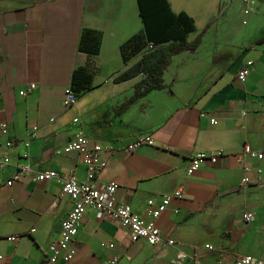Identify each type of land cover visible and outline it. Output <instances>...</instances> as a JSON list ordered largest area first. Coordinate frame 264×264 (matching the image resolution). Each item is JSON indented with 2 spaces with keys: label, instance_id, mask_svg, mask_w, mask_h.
<instances>
[{
  "label": "crops",
  "instance_id": "1",
  "mask_svg": "<svg viewBox=\"0 0 264 264\" xmlns=\"http://www.w3.org/2000/svg\"><path fill=\"white\" fill-rule=\"evenodd\" d=\"M167 1L173 13L194 20L188 41L205 34L195 52L172 58L165 89L127 105L141 78L114 79L138 60L124 63L120 52L143 28L137 0H0V122L8 124L12 144L0 142V157L10 160L0 170V264H49L50 246L72 208L60 180L85 183L88 176L80 154L55 151L80 131L112 148L100 154L106 167L93 184H118L116 201L175 245L133 242L126 228L88 209L71 244L74 259L57 264L113 258L116 264H234L244 255L264 264V158L236 160L244 145L264 155V42L255 43L264 33V0H253L246 16L236 0ZM86 29L102 35L96 56L78 50ZM81 67L93 75L91 87L66 107L65 92ZM244 68L250 74L241 82L237 74ZM145 136L153 146L124 152ZM213 152L223 157L185 177L192 156ZM25 153L30 170L7 186ZM47 171L60 180L35 179ZM180 186L182 198L152 220L149 211L159 198ZM248 213L255 218L247 222ZM9 236L18 238L8 242Z\"/></svg>",
  "mask_w": 264,
  "mask_h": 264
},
{
  "label": "built area",
  "instance_id": "2",
  "mask_svg": "<svg viewBox=\"0 0 264 264\" xmlns=\"http://www.w3.org/2000/svg\"><path fill=\"white\" fill-rule=\"evenodd\" d=\"M235 1V0H232ZM240 3L242 14L249 15L252 12V1L253 0H236ZM246 21L243 22V25ZM249 70L247 68L241 69L237 78L239 81L243 82L248 76ZM141 78V77H140ZM35 86L31 85L30 89ZM65 95V105L66 107L71 106L76 100V96L71 90H67ZM206 115L202 114V118ZM77 123V119L73 120ZM210 123L216 125L218 122L212 118ZM35 134V133H34ZM31 135L30 139L35 136ZM0 142L4 144L5 147L9 148L12 144L9 139V127L5 122H0ZM28 146V143L25 144ZM148 145L153 146L154 141L152 138L145 136L133 140V142L128 143L124 146L123 150L126 153H131L138 147ZM112 148L108 145H103L98 142L89 141L88 137L84 135L82 131L78 132L74 139L64 146L62 149L56 150V155L67 154L71 152H77L81 156V161L87 170V181L85 183H79L74 177H69L67 179H61L56 172L47 171L40 172L36 175L35 179L37 181H46L52 179H59L61 181V192L66 195L72 201V208L67 214L66 218L61 222L59 234L57 241L53 242L50 246V253L47 257V262L49 264H57L58 262L70 263L75 255L76 251L71 247V244L76 237L80 225L82 223L83 217L88 209H92L95 213V217L98 220L108 219L113 221L120 226L126 228L129 231L131 240L133 242L138 240H143L151 245L157 246L159 244H165L168 247H173L175 242L173 240H164L160 231L155 227L153 222H145L133 213L129 206L116 201V192L119 188L116 183H107L102 186H96L93 184L96 180V175L106 167V162L100 160L101 153H108ZM223 157L222 152L213 153H198L192 156L189 160L188 166L185 169V177L193 176L198 170L205 164H216L220 158ZM260 161L264 158L263 153L257 152L251 149L250 146L244 145L242 151L236 154V160L240 164H244L245 159ZM23 163L18 167L17 172L6 181V185L11 187L16 181L21 178V174L30 170V161L27 153L23 156ZM10 164L9 157L4 155L0 157V170L5 168ZM247 172L248 169L244 167ZM243 183H248L249 179L244 177ZM183 188L178 187L171 194L162 195L159 198V203L154 206V200H147V206L151 208L149 211V216L152 220L159 218L160 214L164 212L169 205H171V200L173 198H182ZM177 212V211H175ZM254 214L248 213L244 215V219L248 222L253 220ZM18 236H9L7 238L8 242H15ZM208 250L209 246H205ZM179 258H183L182 253L178 254ZM129 259V258H127ZM118 258H113L108 261V264L118 263ZM199 264V263H195ZM213 264H222L221 262H215ZM234 264H262L260 261L256 260L250 255H244L236 259Z\"/></svg>",
  "mask_w": 264,
  "mask_h": 264
},
{
  "label": "trees",
  "instance_id": "3",
  "mask_svg": "<svg viewBox=\"0 0 264 264\" xmlns=\"http://www.w3.org/2000/svg\"><path fill=\"white\" fill-rule=\"evenodd\" d=\"M143 28L125 41L120 52L124 63L138 58L137 62L128 67L115 79L121 83L141 77L134 85L127 105L135 103L152 91L166 88L164 73L171 64L172 58L184 52H195L205 30L194 40L188 36L195 31L194 20L184 11L175 14L167 0H137ZM102 35L95 30L86 29L81 35L78 50L88 56L99 54ZM264 42V33L256 40V44ZM71 91L79 97L91 87L93 75L85 67L73 72Z\"/></svg>",
  "mask_w": 264,
  "mask_h": 264
}]
</instances>
